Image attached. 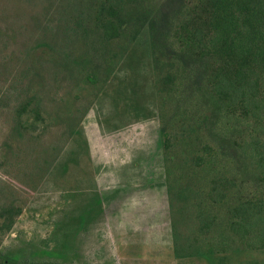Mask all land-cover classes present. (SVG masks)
Masks as SVG:
<instances>
[{"label": "rangeland", "instance_id": "1", "mask_svg": "<svg viewBox=\"0 0 264 264\" xmlns=\"http://www.w3.org/2000/svg\"><path fill=\"white\" fill-rule=\"evenodd\" d=\"M77 1L0 0V211L21 210L10 227L0 231V253L33 264H264V251L237 246L221 254H196L217 237V227L209 236L196 230L195 192L174 188L169 209L147 30L140 32L104 89L93 97L81 71L73 69ZM67 60L72 63H64ZM28 101L43 121L25 131L20 121L30 118L27 113L19 118L18 110ZM83 134H89L90 153ZM101 154L109 162L97 166ZM131 154L137 170L128 163ZM122 159L129 169L117 166ZM234 172L226 168L216 177H232ZM149 176L157 179L154 195L149 193ZM179 182L185 188L190 185L186 177ZM130 184L137 186L136 192L123 190ZM200 185L209 186L207 181L191 187ZM94 193L106 203L103 215ZM125 193L143 204L141 226L129 242L135 252L128 255L118 239L123 222L117 202ZM171 216L175 238L191 244L188 257L172 258ZM150 230L156 246L153 235L148 245ZM127 232H132L130 225Z\"/></svg>", "mask_w": 264, "mask_h": 264}, {"label": "trees", "instance_id": "2", "mask_svg": "<svg viewBox=\"0 0 264 264\" xmlns=\"http://www.w3.org/2000/svg\"><path fill=\"white\" fill-rule=\"evenodd\" d=\"M74 6L73 69L93 97L147 30L169 209L174 188L195 192L196 230L209 236L217 227V237L196 254L236 246L264 251V0H79ZM30 107L28 101L18 110L19 118L29 115L20 121L25 131L43 121ZM226 168L235 169L232 177H216ZM185 177L186 188L179 182ZM207 181L206 189L191 187ZM20 211L1 209L0 231ZM170 227L175 258L192 255L190 242L175 238L172 216ZM29 260L0 253V264Z\"/></svg>", "mask_w": 264, "mask_h": 264}, {"label": "crops", "instance_id": "3", "mask_svg": "<svg viewBox=\"0 0 264 264\" xmlns=\"http://www.w3.org/2000/svg\"><path fill=\"white\" fill-rule=\"evenodd\" d=\"M83 124H84V122H82L81 126H79V127L82 128L83 127ZM88 136H89V134H83L82 135V137H83V139L85 141L86 150H87V152L89 151V153H90L91 145L88 143V141H89V137ZM70 141H73V137L70 139ZM131 156H132V159L129 160L128 163H132L131 167L134 170H137V166L135 165V163H137V161H135L133 163V161H134L133 159L136 160V158H135L136 156L133 155V154H131ZM95 158H96V156H94V154H93V157L91 158V160L94 161V163L96 164V162L94 160ZM79 159L81 161L82 157L79 158ZM122 160L123 161L120 162V163H118L117 166H119V165L121 166V163H122V165L124 167H127L128 166V169H129L130 168V165H124L127 162L124 159H122ZM78 162H79V160H78ZM108 162H109V158H106L103 154H101L100 158H98V165L97 166H99L101 164L107 165ZM112 165H114L113 167H117L116 166V162L115 163L113 162ZM95 171H96V167H95ZM114 171L116 172V171H120V170L117 169V168H114ZM95 182H96V184H98V178H95ZM148 183H150V184L152 183L153 187L150 186V184H149V188L151 187L149 189V190H151L149 193L154 195V193L157 192V186H158L157 179H155V178L153 179L152 176H149ZM124 188H125V190H128L129 193L136 192V190H137V186L131 185V184L130 185H127V186H124L123 187V190H124ZM96 189H97V192L99 193V195L102 196L100 189L99 190H98V188H96ZM99 195L96 194V193L92 194V196L95 199V203L97 204V208L99 210V214H102L103 215V213L105 212V204L106 203L104 204L103 200H100ZM120 198H121V200H119L117 202V204L119 205L118 218L123 222V224L119 225L120 227H118V229L121 231V235H119V238L118 239H119V244L121 246H124V253H125V255H128L130 253L135 252V250H133L132 247H130V243L129 242H130V238L131 237L134 238L137 235L138 230H139V228L141 226L142 218H141V213L140 212H141V206L143 204H141V202L139 201V199H137V197L135 195H133L131 197V199H128L127 196H126V193H125ZM149 202H150V200H149ZM85 205H89L90 206L91 204L88 203V204H85ZM83 212L87 214V212H89V210L86 208V210H83ZM155 215H154V217L153 216H150V218L153 217V220H155ZM111 218L112 217L110 216L107 220H109ZM150 221H152V218L150 219ZM129 225H130V229H132V232H127ZM150 226H151V224H150ZM110 229H111V226H109V230ZM170 230H171V228H170ZM111 231H112V229H111ZM151 232L152 231L150 230L149 231V234L146 235V236H149L150 237V241H149V244L148 245H151V240H152L151 239V236L153 235L154 236V240H153V243L152 244H154L156 246L157 245V237L155 236L154 233H151ZM146 236H144V237H146ZM171 241H172V238H171ZM171 245H172V248H171L172 258L173 259H182V258H175L174 251H173V244L171 243ZM145 246H147V245H145ZM145 250H146L145 252H149L150 251L148 248H145Z\"/></svg>", "mask_w": 264, "mask_h": 264}]
</instances>
